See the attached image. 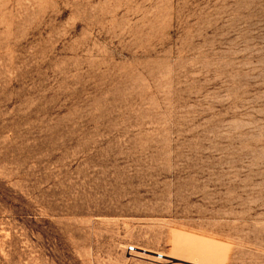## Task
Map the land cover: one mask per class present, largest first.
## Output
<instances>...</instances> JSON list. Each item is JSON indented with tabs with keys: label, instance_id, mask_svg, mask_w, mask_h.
I'll use <instances>...</instances> for the list:
<instances>
[{
	"label": "rangeland",
	"instance_id": "rangeland-1",
	"mask_svg": "<svg viewBox=\"0 0 264 264\" xmlns=\"http://www.w3.org/2000/svg\"><path fill=\"white\" fill-rule=\"evenodd\" d=\"M264 264V0H0V264Z\"/></svg>",
	"mask_w": 264,
	"mask_h": 264
},
{
	"label": "bare ground",
	"instance_id": "bare-ground-1",
	"mask_svg": "<svg viewBox=\"0 0 264 264\" xmlns=\"http://www.w3.org/2000/svg\"><path fill=\"white\" fill-rule=\"evenodd\" d=\"M156 259H161V260H165L167 262H171L172 264H178V263H175L173 262L172 260H168L165 257V255L161 254V253H155V256H154Z\"/></svg>",
	"mask_w": 264,
	"mask_h": 264
}]
</instances>
